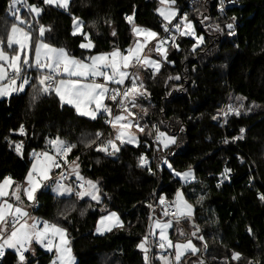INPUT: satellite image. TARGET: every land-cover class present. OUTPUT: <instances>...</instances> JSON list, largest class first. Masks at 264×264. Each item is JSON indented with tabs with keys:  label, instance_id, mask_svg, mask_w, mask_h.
<instances>
[{
	"label": "trees",
	"instance_id": "16d2710c",
	"mask_svg": "<svg viewBox=\"0 0 264 264\" xmlns=\"http://www.w3.org/2000/svg\"><path fill=\"white\" fill-rule=\"evenodd\" d=\"M25 2L43 7L33 21L28 8L21 9L32 40H37L41 25L50 27L43 40L80 57L110 51L113 46L127 48L133 34L125 17L133 13L136 24L165 35L162 18L155 11L157 0H71L67 11L46 5L43 0ZM184 2L175 0L180 13L185 10L194 22L196 35H203L204 43L193 51L194 37L176 35L179 48L170 43L167 49L168 61L174 63L163 61L154 77L147 69H139L151 93L140 101L148 108L145 126L156 124L178 139L165 150L147 133L141 136L138 146L122 145L116 156L97 151L95 145L85 147L97 131L104 133L97 143L106 140L111 128L104 124V116L91 120L77 114L72 106L61 107L55 94L40 95L34 101L36 89L31 85L37 83L35 77L40 74L35 69L25 70L30 84L24 91L0 97V180L10 175L15 181H23L33 161V150H48L46 141L57 135L76 144L68 159L79 157L82 176L98 180L99 202L77 198L74 193L57 196L47 186L41 189L37 206L30 213L67 229L76 264H146L144 252L137 245L147 235L151 212L159 214L162 210L159 197L174 200L177 190L194 205L193 218L184 223L192 231L196 230L192 222L199 226L193 237L200 250L204 246L203 254L200 251L203 264H264V200L257 195L259 190L264 194V0H235L228 8L236 22L231 35L227 28L231 21L217 11L218 0H197L191 8H184ZM11 11L10 0H0V38L5 40L11 24L18 23ZM73 16L83 20V31L95 44L93 49L79 47L85 40L80 34H72ZM204 17L209 18L207 23ZM212 24H219L223 31L204 28ZM177 74L179 80L168 79ZM236 97L246 98L241 115L230 114L227 123L222 124L218 116L222 105L238 106ZM20 125L25 128L23 135L18 131ZM241 128L245 129L243 139H236V144L224 143L225 136H240ZM21 141L23 155H18L15 143ZM240 152L247 159L242 164L236 157ZM142 154L150 158V168L155 166L154 174L149 167L138 166ZM251 159L257 172H250ZM224 164L236 173L228 184L218 187L216 181ZM189 166L194 170V181L183 183L174 177L172 170L182 171ZM251 174L256 177L253 186L249 184ZM200 196L204 199L196 203ZM151 201L156 204L154 209L150 208ZM106 211H116L123 227L96 234L94 228ZM61 212L67 214V219ZM155 240L151 238V251L147 253L151 264L158 263ZM33 249L34 254L25 253L31 264H49L54 256L42 247ZM233 252L241 253V257L232 259ZM0 264H18L15 251L6 249Z\"/></svg>",
	"mask_w": 264,
	"mask_h": 264
},
{
	"label": "snow or ice",
	"instance_id": "6c2138e0",
	"mask_svg": "<svg viewBox=\"0 0 264 264\" xmlns=\"http://www.w3.org/2000/svg\"><path fill=\"white\" fill-rule=\"evenodd\" d=\"M22 2L23 0H10V11L15 8V5ZM43 3L54 5L67 11L70 0H43ZM219 3L220 10L223 11L225 0H219ZM159 5L155 11L162 18L161 27L163 31L169 35L161 37L159 33L152 29L136 24L134 20L135 13H133V15L126 16L125 19L131 26V32L137 37L134 46H129L124 50L113 46L111 52H99L84 59H78L70 55L63 47L56 48L44 43L45 31H50V27L46 29L45 26L41 25L38 30L39 36L34 42L32 40V32L26 31L24 27L19 26V24H24L25 21L13 12L15 20L19 23L11 24L6 40L0 38V96H11L14 92L23 91L25 86L30 84V78L24 74L25 70L35 68L40 74L35 77L37 83L31 85L36 89V94L33 96L34 101L40 95L55 94L59 98L61 107L65 104L72 106L77 114L86 116L91 120H96L98 116L106 117L105 123L114 130V137L98 144L97 141L101 139L104 133L97 131L94 133L95 139L85 142V147L95 145L97 151L106 155L116 156L122 145H138L139 137L131 129L135 127L139 132H145V127H141L134 119L138 114L132 109L139 107L137 98L151 95L139 75V69H147L154 77L162 67L161 60L174 63V61H168L166 48L169 41H171L172 47L179 48V45L175 42L176 35L171 34L173 29L180 36L195 38V43L192 45L193 51H195L197 46L204 43L202 35L196 36L193 23L188 19V13L179 16V22L172 24V21L179 15V10L175 7V0H159ZM28 8L36 16H39L42 12V8L36 5H28ZM204 19L209 18L204 17ZM232 20L234 21L235 17H232ZM72 25V34L77 35L79 33L86 41L82 42L79 47L86 50L93 49L95 44L89 34L81 31L84 26L83 20L73 16ZM210 27L217 31H223L219 24H212ZM227 28L229 29V34H233V24H227ZM112 35H116L114 30ZM150 43L154 44L152 48L148 47ZM33 51L35 58L34 61L30 62L29 53ZM148 52H155L160 59L151 58L147 54ZM130 69H135V71H130ZM97 77H102L104 83H98L96 81ZM180 78L179 74L175 77H168L169 80H179ZM126 80L129 81L130 86H125L121 89L120 86L125 85ZM17 81L20 82L17 83ZM109 84H115L117 87L110 88ZM106 99L116 104L119 109L118 114L113 115L112 108L105 103ZM243 99L246 98L236 97V100L240 102L239 105H226L225 109L220 110L218 116H222L224 122L227 123V118L230 114L241 115V109L244 108ZM141 111L147 114V109L141 108ZM213 119H217V117H213ZM155 127L153 125V128ZM18 131L22 135L25 134L24 125H20ZM244 132L245 129L241 128V135L232 139H243ZM147 134L152 135V132L149 131ZM155 139L164 148H168L169 145L176 142L175 136H169L158 129L156 130ZM46 143L52 150L51 153L49 151L38 153L33 150L31 153L34 158L33 163L24 178V182H17L10 175L4 176L0 180V258H3L6 249H13L18 257V264H31L25 253L31 251L34 254V249H32L31 245L35 241L36 244L47 249L48 252H55L50 264H75V257L72 254L67 229L48 220L30 217L29 212L22 206V194L28 201H35L36 191L42 185L48 186L44 184L45 181L51 182L50 173L52 169L61 168L62 165L71 174H74L80 183L78 184V190L74 192L72 187L61 183L66 178L64 171H61L53 187V191L58 195H71L74 192L77 198L83 199L87 196L91 200L99 202L101 200L99 183L98 181L85 180L80 175L79 157H76L71 162L67 161V154L76 147V144L69 143L59 135L49 139ZM224 143H228V140L225 139ZM22 148V141L15 143V151L18 155H23ZM58 157L65 159L61 161L58 160ZM138 162V166L149 167V171H151L149 161L145 155L142 154L138 158ZM168 167L171 168V164ZM230 172L231 169L226 167L221 173L222 178H229ZM175 175L185 183L196 179L191 166L184 172H175ZM203 199L204 197L200 196L196 203H200ZM260 199L264 200V194L260 195ZM159 203L161 205L166 204L164 196L159 197ZM168 206L172 207L174 212L167 222L162 223L157 220L150 225V228L153 229L151 234L154 235L155 230L158 229V247L161 249H174V260H170L168 256L161 255L159 257L163 264H181V258L186 253L195 254L199 249L191 239H187L185 242H180L179 240L173 242L169 238L168 230L173 226V222L179 225L182 220H191L194 215V205L187 201L181 190H177L174 200ZM71 210H75L74 206ZM83 214L84 212L82 211L81 215ZM60 215L67 219L65 212H61ZM164 215L169 216V212L164 211ZM29 220H31V223ZM112 227H123V222L120 221L118 214L115 212H111L107 216H101L96 231L103 234L111 231ZM193 227L196 231H193L191 236H197L199 226L194 224ZM176 231L180 236L185 235L182 228L177 227ZM248 231L251 232V228ZM197 238L199 240L204 239L203 236H198ZM148 240L149 237L146 235L137 245L144 252L146 264L149 261L147 255L148 247H146ZM240 257L241 253L233 252L232 259L238 260ZM200 264H203V262L201 261Z\"/></svg>",
	"mask_w": 264,
	"mask_h": 264
},
{
	"label": "rangeland",
	"instance_id": "374dc122",
	"mask_svg": "<svg viewBox=\"0 0 264 264\" xmlns=\"http://www.w3.org/2000/svg\"><path fill=\"white\" fill-rule=\"evenodd\" d=\"M70 2H71V0H70ZM22 3H24V0H23V2ZM22 3H20V4H17V5H15V8L11 11V16H13L14 17V15H13V12H15V14L16 15H19L20 17H21V19L23 20V21H25V23H26V20L24 19V17H22V13H21V7H20V5L22 4ZM28 5H36L37 7H40V8H42V11H43V7L41 6V5H38V4H29V3H27V8H28ZM70 5V4H69ZM160 5H159V0H157V7H159ZM156 7V8H157ZM175 7L179 10V7L176 5V3H175ZM16 9H18V11H16ZM28 12H29V14L31 15V20L33 21V19H38L39 18V16H36V14L35 13H32L30 10H29V8H28ZM42 13V12H41ZM40 13V14H41ZM179 13H180V10H179ZM179 16V15H178ZM178 16H177V18H178ZM176 18V19H177ZM176 19H174L173 21H172V23L176 20ZM188 19H189V17H188ZM190 20V19H189ZM206 20V23H207V19H205ZM205 20H204V22H205ZM192 21V20H191ZM19 23V22H18ZM25 23L24 24H19V26L20 27H24L25 28V30L26 31H28V29H27V27L25 26ZM192 23H193V26H194V28H195V25H194V22L192 21ZM170 26V25H169ZM144 27H146V26H144ZM210 27V25H205L204 26V28H209ZM146 28H150V27H146ZM150 29H152V28H150ZM153 31H155L154 29H152ZM82 32H84L83 31V28H82V30H81ZM72 32H73V25H72ZM156 32V31H155ZM195 32H196V28H195ZM79 34V33H78ZM133 34V33H132ZM172 34H175V35H178V34H176L175 33V30H174V32H172ZM166 35H169V34H166ZM197 36V35H196ZM203 36V35H202ZM137 39V37H135L134 36V34H133V38H132V41H131V44L129 45V46H134V42H135V40ZM43 42L44 43H47V44H49L48 42H46L45 40H43ZM83 42H86V41H83ZM170 43H171V41H169V44L166 46V48L168 49V47H169V45H170ZM51 45V44H50ZM52 46H54V45H52ZM128 46V47H129ZM154 46V44L153 43H150L149 45H148V47L149 48H152ZM54 47H56V48H61V47H63V46H54ZM127 47V48H128ZM63 48H65V47H63ZM66 49V48H65ZM126 49V48H125ZM6 50V49H5ZM67 50V49H66ZM113 49H111L110 51H104V52H111ZM122 50V49H121ZM6 51H8V50H6ZM68 51V50H67ZM69 52V51H68ZM99 52H95V53H91V54H89V55H86L85 57H88V56H92V55H96V54H98ZM10 54H12L11 52H10ZM69 54L70 55H72V56H75V57H77L78 59H84L85 57H80V56H77V55H74V54H72V53H70L69 52ZM148 55H150L151 56V58H153V59H160V57L155 53V52H148L147 53ZM29 58H30V62L31 61H34V51H33V53H29ZM163 62V60H161V63ZM32 69H35V68H32ZM30 70V69H29ZM130 71H135V69H130ZM139 75H140V77L142 78V74H141V72H140V70H139ZM96 81L98 82V83H104V80H103V78L102 77H97L96 78ZM6 83V82H5ZM18 83V82H17ZM27 86V85H26ZM26 86H25V88H26ZM110 88H113V87H117V85H115V84H109L108 85ZM25 88H24V90H25ZM23 90V91H24ZM22 92V91H21ZM14 93H16V92H14ZM0 97H10V96H0ZM143 99H147V97H139V98H137V104L139 105V107H136V108H134V109H132L134 112H136L138 115H137V117H135L134 119L140 124V126L141 127H145V132H139L138 131V129H136L135 127H133L132 129H131V131L132 132H135L136 134H137V136L139 137V144H140V142H141V136L142 135H144V133H148L149 131H151L152 132V129H151V127H146L145 126V123H144V116H145V113H143L142 111H141V108H144V109H147L148 110V108L145 106V105H143V102H140V101H142ZM159 131H162V132H165V133H167L169 136H175L176 137V142L178 141V139H177V136L176 135H172V134H170V133H168L166 130H164V129H161V128H159L158 129ZM110 134H111V136H110ZM114 135H115V132H114V130L111 128V130L109 131V133H108V135H107V137H106V140L107 139H109V138H111V137H114ZM150 138H152V136H153V132H152V135H148ZM175 142V143H176ZM138 144V145H139ZM130 145H133V146H138V145H135V144H130ZM157 145H158V147L161 149V150H165L166 148H164L163 147V145L162 144H160V143H157ZM172 145H174V144H171V145H169V147L170 146H172ZM44 151H48V150H44ZM52 151V150H51ZM51 151H49L50 153H51ZM39 152H43V151H38V153ZM34 159V158H33ZM59 159H61L62 161H63V159H65V158H63V157H58V160ZM66 159H67V161L69 162V159H68V154H67V157H66ZM71 161H73V160H71ZM70 161V162H71ZM32 163H33V161H32ZM32 163H31V166H32ZM79 163V162H78ZM167 165H168V163H167ZM31 168V167H30ZM193 169V168H192ZM187 170V169H186ZM186 170H182V171H177V170H172L173 171V173H174V177H176V178H178V179H180L179 177H177L176 175H175V172H184V171H186ZM52 171H54V170H52ZM194 171V170H193ZM67 172V175H68V178L69 179H76L77 180V178L75 177V175L74 174H71L68 170L66 171ZM79 172H80V169H79ZM53 173V172H52ZM52 173L50 174V176L52 175ZM80 175L82 176V174L80 173ZM194 175H195V173H194ZM84 177V176H83ZM84 179L85 180H93V179H89V178H87V177H84ZM181 180V179H180ZM93 181H98V180H93ZM182 181V180H181ZM192 181H194V180H192ZM192 181H189V182H192ZM17 182H24V180L23 181H17ZM183 183H185L184 181H182ZM189 182H187V183H189ZM63 184H65L66 186H70V187H72L73 188V190H74V192L76 191V190H78V188H75V186H73V185H71L70 183H67V182H62ZM48 186L51 188V190L53 191V187L55 186V183H53V184H48ZM44 186L42 185L41 186V188H39L37 191H36V193H35V197H36V199H37V197H38V194L40 193V191H41V189L43 188ZM54 192V191H53ZM73 192V193H74ZM57 196H68L69 194H64V195H58L56 192H54ZM101 195V194H100ZM85 197H87V196H85ZM90 198V197H89ZM36 199H35V201H28L27 200V198L25 197V196H23V194H22V201H23V204H22V206L29 212V209H30V207H31V205L34 203V202H36ZM37 203V202H36ZM160 213V215H159V217H155V218H153V221H152V224H154V222L155 221H157V220H159L160 222H167V220L170 218V216L171 215H169V216H165L164 215V213L163 212H159ZM103 216V215H102ZM30 217H36L34 214H30ZM36 218H38V217H36ZM29 222L31 223V220H29ZM98 224V223H97ZM60 226H62V225H60ZM187 223L185 222L184 223V220H182L180 223H179V225H177L175 222H173V226L171 227V228H169V230H168V235H169V238L170 239H172L173 240V242H176L177 240H179L180 242H185L187 239H191L192 240V242L197 246V248L199 249V251L198 252H196L195 254H192L191 252H188V253H186L182 258H181V264H200V262L202 261V258H201V256H200V246H199V243H198V240L196 239V238H194L193 236H191V231H192V229L190 228L189 230L187 229ZM62 227H64V226H62ZM96 227H97V225H96ZM96 227L94 228V231L95 232H97L96 231ZM177 227H179V228H182L183 229V231H184V233H185V235L184 236H180L178 233H177V231H176V229H177ZM65 228V227H64ZM152 231H153V229L151 228V233H152ZM67 234H68V231H67ZM68 238H69V240H70V237H69V234H68ZM151 238L152 239H158L159 240V230L158 229H156L155 230V234L154 235H152L151 234ZM70 244H71V240H70ZM36 246H39V247H42V246H40L39 244H36L35 243V241H33V243H32V245H31V247H32V249L33 248H35ZM146 247H148V249H149V245H148V243H147V245H146ZM43 248V247H42ZM71 248H72V246H71ZM45 251H47V249H45V248H43ZM170 249V251L172 252L170 255H163V253L161 252V251H157V254H156V258H157V260H158V263L157 264H163V262L159 259V257L161 256V255H163V256H168L169 257V259L170 260H174V249H171V248H169ZM11 250H13V249H11ZM142 250V249H141ZM48 252V251H47ZM51 253H53V255H55V252L53 251V252H51ZM72 254H73V256L75 257V264H76V262H77V258H76V256H75V254H74V251H73V249H72ZM54 257V256H53ZM53 259V258H52ZM51 259V260H52ZM203 262V261H202ZM49 264H50V262H49Z\"/></svg>",
	"mask_w": 264,
	"mask_h": 264
},
{
	"label": "built area",
	"instance_id": "2783aa9c",
	"mask_svg": "<svg viewBox=\"0 0 264 264\" xmlns=\"http://www.w3.org/2000/svg\"><path fill=\"white\" fill-rule=\"evenodd\" d=\"M197 0H185V2H184V8H191L193 5H194V3L196 2ZM234 2H235V0H225V3H224V7H223V11H221L220 10V3H219V0H218V4H217V11L219 12V14L221 15V16H225V17H228L229 18V20L231 21V23L233 24V30H234V28H236V22L235 21H233L232 20V17L231 16H229V13H228V8L232 5V4H234ZM27 8V3L25 2V0H24V3H22L21 4V9H26ZM185 13V10H183L181 13H179V16H181V15H183ZM179 16H178V18L177 19H179ZM177 22V20H175L172 24H175ZM170 27H171V25H170ZM167 33H165V35H166ZM165 35H163V36H161V37H164ZM125 86H130V83H129V81H125V85H123V86H120L121 87V89H123V87H125ZM106 104H108L109 105V107H111L112 108V110H113V115H116V114H118V112H119V109L117 108V106H116V104L114 103V102H112V101H110V100H107L106 101ZM226 105H229V104H223L222 105V108H221V110L222 109H225V106ZM105 119H106V117L104 116V124L106 125V127L107 128H111L109 125H107L106 123H105ZM221 120H222V124L224 123V119H223V117L221 116ZM153 125H155L156 127L155 128H153ZM152 126H151V129H152V132H153V136H152V139H153V142L155 143V144H157L158 142L156 141V139H155V135H156V130L158 129V126L156 125V124H153ZM104 137V135L101 137V139ZM100 139V140H101ZM225 139H227L228 140V143L227 144H236V141L235 140H232V139H230V138H228V137H226L225 136V138H224V140ZM99 141V140H98ZM97 141V142H98ZM237 161L239 162V164H242V163H244V162H246V157L244 156V154L242 153V152H240V153H238L237 154ZM147 159H148V161H149V163L151 162V160H150V158L149 157H147ZM250 164H252V168H250V172L252 173V171H255V172H257V166H256V163H255V161L253 160V159H251L250 160ZM229 168V169H231V172L229 173V178H227V179H224V178H222V176H220L218 179H217V181H216V184H217V186L218 187H222L223 185H225V184H228L229 182H230V180H231V178H232V176L233 175H235V173H236V170L234 169V168H232V167H230V166H228L227 164H224L223 165V171H224V169L225 168ZM61 171H64V174H65V179H63L62 181H61V183L62 182H69V178H68V175H67V169L66 168H64L63 167V165H62V167L61 168H57V169H55V171L52 173V175L50 176L51 177V182H48V181H45L44 182V184H53V183H55V181L58 179V177H59V174H60V172ZM152 174H154L155 173V166H153V167H151V171H150ZM255 180H256V177L254 176V175H252L251 174V177H250V180H249V184H251L252 186L254 185V183H255ZM74 186L75 187H78V184H74ZM45 187V186H44ZM261 194H263L260 190L259 191H257V195H258V197L260 198V195ZM173 200H167L166 199V204L165 205H161L160 204V207H161V209L162 210H164V211H168L169 212V215H171L173 212H174V209L172 208V207H170V206H168V204L170 203V202H172ZM37 206V203L36 202H34L32 205H31V207H30V209H29V214L32 212V210L35 208ZM150 208L151 209H154L155 207H156V204L154 203V202H152L151 201V203H150ZM192 224V226L195 224L196 225V223H194V222H192L191 223ZM158 243H159V240H155V248L157 249V250H159V251H161L162 253H163V255H170L172 252L170 251V249L169 248H164V249H161V248H159L158 247Z\"/></svg>",
	"mask_w": 264,
	"mask_h": 264
},
{
	"label": "crops",
	"instance_id": "0c3cea01",
	"mask_svg": "<svg viewBox=\"0 0 264 264\" xmlns=\"http://www.w3.org/2000/svg\"><path fill=\"white\" fill-rule=\"evenodd\" d=\"M26 75V74H25ZM18 83L20 82V81H17ZM106 101H107V99L105 100V103H106ZM48 151H51V149L49 148L48 149ZM59 160H61V159H59ZM72 160H75V159H72ZM62 161V160H61ZM71 160H69V162H70ZM55 169H57V168H53L52 170H55ZM53 171H51V173H52ZM50 173V174H51ZM67 183H70V182H67ZM73 183H75V184H79L80 182L78 181V180H76V179H73ZM73 183H70L71 185H73ZM76 188V187H75ZM78 188V187H77ZM84 198H89V197H84ZM111 212H115V213H117L116 211H106V212H104V214H103V216H107L109 213H111ZM161 212H163L164 213V210H161ZM118 214V213H117ZM159 215H160V213L159 214H156V216L155 217H159ZM118 216H119V214H118ZM154 217V218H155ZM119 219H120V221H122V219H121V217L119 216ZM99 220H100V218H99ZM105 223H107V222H105ZM112 228H114V227H112ZM96 234H101V233H98V232H95ZM104 233H106V232H104Z\"/></svg>",
	"mask_w": 264,
	"mask_h": 264
},
{
	"label": "water",
	"instance_id": "95a60500",
	"mask_svg": "<svg viewBox=\"0 0 264 264\" xmlns=\"http://www.w3.org/2000/svg\"><path fill=\"white\" fill-rule=\"evenodd\" d=\"M156 216V214L152 211L151 212V215H150V222H149V226H148V230H147V236L149 237V240H148V245H149V250L151 251V228H150V225H152V221H153V218ZM193 231H196V230H193ZM192 231V232H193ZM203 251H204V246L201 250V254H203ZM149 261H148V264H151V260H150V254H149Z\"/></svg>",
	"mask_w": 264,
	"mask_h": 264
}]
</instances>
